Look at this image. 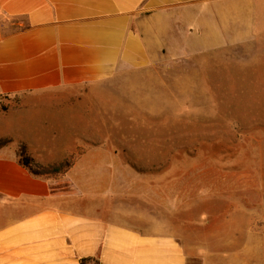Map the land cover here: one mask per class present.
Here are the masks:
<instances>
[{
  "label": "crops",
  "instance_id": "obj_1",
  "mask_svg": "<svg viewBox=\"0 0 264 264\" xmlns=\"http://www.w3.org/2000/svg\"><path fill=\"white\" fill-rule=\"evenodd\" d=\"M0 15L13 20L0 24V96L76 88L264 33V0H0ZM89 156L59 184L0 153V264H255L247 245L192 234L189 216L159 210L125 176L78 174Z\"/></svg>",
  "mask_w": 264,
  "mask_h": 264
},
{
  "label": "rangeland",
  "instance_id": "obj_2",
  "mask_svg": "<svg viewBox=\"0 0 264 264\" xmlns=\"http://www.w3.org/2000/svg\"><path fill=\"white\" fill-rule=\"evenodd\" d=\"M1 144L59 184L90 153L78 174L123 175L159 210L189 216L192 234L222 239L223 250L236 248L228 240L247 245L264 264V33L158 66H118L76 88L0 96Z\"/></svg>",
  "mask_w": 264,
  "mask_h": 264
},
{
  "label": "trees",
  "instance_id": "obj_3",
  "mask_svg": "<svg viewBox=\"0 0 264 264\" xmlns=\"http://www.w3.org/2000/svg\"><path fill=\"white\" fill-rule=\"evenodd\" d=\"M3 144L0 145V147H2ZM18 162L23 166L25 167L31 174H34V175H38L37 172H35L33 169L30 168V162L31 160L29 158H25L23 157L22 155H19L18 156ZM71 164L69 163H66L65 164V168L67 167H70ZM59 167H64L63 164H61ZM87 263H90V264H99V261L97 258H82L79 260V264H87Z\"/></svg>",
  "mask_w": 264,
  "mask_h": 264
}]
</instances>
